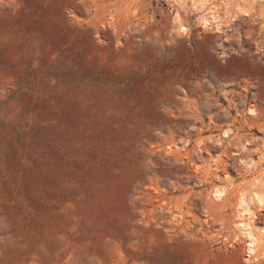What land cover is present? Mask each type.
Instances as JSON below:
<instances>
[{"label":"rangeland","instance_id":"1","mask_svg":"<svg viewBox=\"0 0 264 264\" xmlns=\"http://www.w3.org/2000/svg\"><path fill=\"white\" fill-rule=\"evenodd\" d=\"M257 1L180 34L172 0H0V264H259L233 240L240 159L264 171Z\"/></svg>","mask_w":264,"mask_h":264},{"label":"bare ground","instance_id":"2","mask_svg":"<svg viewBox=\"0 0 264 264\" xmlns=\"http://www.w3.org/2000/svg\"><path fill=\"white\" fill-rule=\"evenodd\" d=\"M174 5H178V10L175 12L174 17V30L180 34H185L188 28L182 24V17L180 9L185 10L188 8L189 12H195L197 15L196 22L202 29H215L217 33H224L227 20L224 16L218 15V6L215 5V0H172ZM253 4L257 0H252ZM264 1V0H261ZM259 2V1H257ZM246 16L248 13H244ZM236 19V18H235ZM233 19V20H235ZM232 20V21H233ZM249 113H254V110L248 109ZM256 113V112H255ZM225 139H230V130L221 132L220 138L214 142L222 146ZM237 141L236 137L232 139ZM246 141L241 142V148L239 150L246 151ZM167 149H171V146H166ZM173 148L185 149V145H174ZM197 151L203 153L204 148L199 145L196 147ZM205 152L208 153L207 150ZM243 171L251 173L254 177L244 188L237 189L235 208L234 229L236 231L233 236V240H244L245 243V257L244 260L247 263H259L264 262V224L259 225L258 213L264 211V171L258 172L256 163L249 157H242L240 159ZM214 167L211 165L200 167L197 165L195 170L201 174V179L207 182L212 176L220 177L217 174L219 170V163L215 162ZM231 185V183H229ZM228 197V191L225 187L221 189L214 188L212 191V199L218 202H223ZM174 219V217H173Z\"/></svg>","mask_w":264,"mask_h":264}]
</instances>
